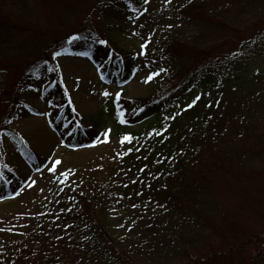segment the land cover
I'll return each instance as SVG.
<instances>
[{
    "label": "rangeland",
    "instance_id": "374dc122",
    "mask_svg": "<svg viewBox=\"0 0 264 264\" xmlns=\"http://www.w3.org/2000/svg\"><path fill=\"white\" fill-rule=\"evenodd\" d=\"M12 1L14 5L9 0L4 3L11 23L18 28L13 39L0 37V174L18 188L0 199V264H198L200 259L218 264L216 259L224 254V264L234 260L253 264L249 256L254 250L252 243L239 249L241 244L231 234L241 230L244 238L264 236V183L260 182L264 179V36L259 35L255 49L241 52L246 58L232 61L236 67L232 81L222 90L202 83L182 93L171 108H156L135 124L122 126L108 109L117 85L112 80L101 81L99 63L87 54L52 53L50 41L41 31L65 34L94 28L120 50L149 62L119 86L126 99H146L164 94L190 68L184 59H162L165 45L171 43L176 50L181 44L190 56L206 46H212L217 54L234 51L240 41L264 30V0L119 2L120 7L136 3L129 13L109 9L110 0ZM198 11L205 15L203 19L193 17ZM38 43L48 44L46 54L53 57L79 124L95 135L92 144L83 146L86 140L69 138L61 121L64 111L58 119V110L41 91L47 80L44 75L34 78L28 87L16 85L25 63L37 54ZM206 91L209 103L200 104L198 111L187 116ZM197 114L205 121L204 136L192 145L203 149L208 160L213 159L208 155L211 150L218 156L214 160L228 155L232 166L224 165L212 175L208 191H203V203L213 204L210 216L216 223H220L218 211L236 222L235 228L220 223L225 235L213 234L207 242L216 254L211 252L208 257L210 250L204 251L199 260L196 253L200 249L192 252L194 245H184V241L187 237L191 241L188 235L198 229H194V219L204 208L200 204L202 190L194 207L186 204L190 193L178 192L183 205L170 202L172 207L168 203V207L159 208L156 200L145 198L149 187L154 198L160 192L152 191L157 184L151 173L155 165L150 164L151 157L149 161L138 159L132 153L143 156L155 146L152 140L139 141L135 132L155 128L160 133L177 130L186 134ZM6 129L22 143H16ZM247 132L251 139L243 138ZM184 147L180 151L187 154ZM163 157L156 156V162ZM188 162L191 164L189 156ZM192 170L194 173L196 168ZM235 172L244 174L241 183L234 178ZM189 178L193 183L195 177ZM243 188L258 194L259 204L251 198L245 201ZM248 203L258 207L251 208ZM108 249L121 262L112 263ZM125 251L130 255L127 260L122 259L127 257Z\"/></svg>",
    "mask_w": 264,
    "mask_h": 264
},
{
    "label": "trees",
    "instance_id": "16d2710c",
    "mask_svg": "<svg viewBox=\"0 0 264 264\" xmlns=\"http://www.w3.org/2000/svg\"><path fill=\"white\" fill-rule=\"evenodd\" d=\"M9 2L10 4L14 5V1L9 0ZM109 2L112 4L109 9H117L118 12L123 13H129L130 9L133 11V7L137 6L136 3H134L132 6L130 2L128 7L126 4L120 7L119 2L122 3V0H110ZM5 5L6 4L4 3V0H0V37L2 36V39L6 37L5 40H7L12 38L13 33L16 32L15 28L17 25L11 23L9 16L10 12L5 7ZM188 8L187 10L189 12L187 13L190 14L192 7L190 9ZM193 17L203 19L205 15L202 11H198ZM259 35L264 36V30H262V32L258 35L255 34L254 37L243 39L242 43L240 41V46L238 49L234 51H224L218 54L215 53L212 46H206L201 49H197L199 53L190 56L186 53V51H184V47L181 44L176 47V50L173 49L174 47H172L173 44L171 43L165 45L163 47L162 53H165L166 55L165 58L162 59H184V63L187 62L190 67L189 70H185L182 74V78L178 80L177 84L168 89V91H166L164 94L157 96L155 95L156 97L153 96L152 98H141L136 100L126 99L123 95H121L122 91L119 86H122L142 65H149V62L140 59L135 53L131 51L120 50L118 47L113 45L111 41L104 38L100 32L94 28H79L74 32L65 34L59 33V30L46 32L41 31V36L47 37V39L50 41L49 45L51 47V52L54 50L57 54H61L59 56L87 54L93 62L99 63L101 80H112V82L117 85L118 93L113 97V101H111L112 105H110L108 109L113 112L115 119L122 126H131L135 124L139 120H142L141 118L146 113L156 111V108H158L159 111L171 108L177 103V100L182 93L194 89L196 86H200L202 83L206 84V87H211V89L215 91L222 90L223 86L229 85L230 81H232L231 75L234 74L236 69L234 65H231L232 61L235 60L238 63L241 57L246 58L247 54L241 56V52L248 51L249 48L250 50L255 49L260 42L258 39ZM36 46V51H38L37 54L33 53L34 55L32 60L28 63H25V69L22 70L21 75L17 78L18 80L16 81V85L18 87L29 86L30 83L33 82L34 78L44 75L45 78H47V82L42 88V92L46 94L47 100L51 102L58 110V113L56 114L58 119L60 117L59 112H65L64 116L61 118V121L62 124L67 126V131L70 132L68 135L70 136L69 138L75 142H79L80 139H84L86 140L83 142L84 144H92L95 141V135L92 134V131L79 124L78 116L72 110L67 93L61 83L58 73L56 72V68L53 63V57L46 54L45 48L48 46V44L45 46L42 45V43H38ZM209 94V91H206L204 94H202L196 105L190 109L187 116L198 111L200 104L205 105L209 103V100H207ZM198 116L199 114H197V117H195L197 121H194L190 128L187 129L186 134L177 130H165L163 133H160V131L155 130V128H148L140 131L139 133L135 132V135H138L140 138L139 141L152 140L153 145L155 143V146H151L148 153L143 156H141V154L138 155L136 152H131L137 155L138 159L142 157L147 158L149 161V157H151L150 164H154L156 168V170L151 173L156 175L157 179V184L152 186V191L155 192V189L156 191H160L161 193H159L161 195L159 196L158 193L157 197H161V199H158L156 194H154V198L153 194L149 192L150 187L146 191L145 198L156 200V204L159 205V208L168 207V203L170 207H172L170 202H174L172 204L178 202L179 204L182 203L183 205L184 202L180 200L181 195L179 197L178 192H183L182 194H184V192L190 193L186 198V204L194 207L195 201L197 200V193L198 191L202 190L200 204H202L204 208L200 210L194 219V229L197 228V226L198 229L195 230V232H192V234L188 235L191 241L188 240V237L187 240L184 241V245H194V250L192 252H195L197 248L200 249L198 253H196V259L199 260V255L204 251L207 252L210 250L207 253L208 257L211 255V252L216 254V252L213 251L215 250L214 247L207 242L209 237L213 234L218 235L220 233L221 235H225V233L221 231V224H223L222 226L225 228H235L236 222L233 219H229L227 214L224 216L223 212L218 211L216 214L219 216L221 224L216 223L210 216V214L214 212L212 210L213 204L206 205L203 203V191H208L207 187L209 181L213 180L212 175L215 174L216 171H219V169L224 165H228V167L232 166L230 162H227L228 155H225V158L214 160V158L218 156L216 152L211 150L208 155L213 157V159L208 160L206 156L207 154L203 149L201 150L200 148H197V146L192 145L196 138L203 139L204 136L205 121L200 119ZM70 125L71 127H69ZM219 130L220 129H218V131ZM6 131L16 143H22V140L18 135L9 129H6ZM220 136H222V132L220 133ZM249 136H251V134L247 132L243 138L251 139ZM204 140H202V142H204ZM184 145V148H188L187 154H183L184 151H180ZM218 145L219 143H217L215 146L218 148ZM136 149L140 150V148ZM132 153H130V155H132ZM156 156L164 157L160 158V160H157L158 162H156ZM188 156L191 164L188 162ZM184 160L187 162H184ZM195 160L196 162H194ZM137 163L138 162H135L136 165L134 166H138ZM144 166H146V164H143V167ZM244 166L245 165L242 167ZM137 168L139 169V166ZM146 168L148 170L152 169L150 165H147ZM192 168L194 170L196 168L197 172L195 171L196 173H193ZM244 169L245 168H241V172ZM243 173H234V178L237 180V183L242 182V176H244ZM262 174H264V172ZM189 176V179L191 180L192 177H195L193 183L186 179ZM11 177L13 178L14 176L11 174ZM260 182L264 183V179H260ZM17 187V185H13L11 182H9L8 178L4 174H0V197L3 195H11L12 192L17 189ZM173 189H176L177 193L174 194ZM243 189L249 190L241 191L242 198L245 201H248L251 198L259 204L261 197H259L258 194L254 193V191L250 189ZM182 205L180 209H183ZM249 207L256 208L258 205H249ZM205 229L207 231L206 233ZM200 230H203V232L201 233ZM235 232L236 233L231 235L233 240L239 241V244H241L239 249L245 245L249 246L252 243L254 250L252 251L251 255H249L250 259L253 261V264H264V236L244 238L243 232L241 230H235ZM97 243L98 242H96V244ZM91 245L95 246V243H92ZM187 249L185 251H187ZM108 250H110V252L108 251L109 253L107 255L112 263L121 262L113 253H111L112 249ZM181 254L182 256H187L186 253L183 255L181 252ZM124 255H127V257H122V259L126 260L130 256L128 251H125ZM224 258H226L225 254L222 255L220 259H216V262H218V264H224L226 261ZM211 262L212 261L208 262V259L206 261L200 259L198 264H210ZM233 264H240V261L234 260Z\"/></svg>",
    "mask_w": 264,
    "mask_h": 264
}]
</instances>
